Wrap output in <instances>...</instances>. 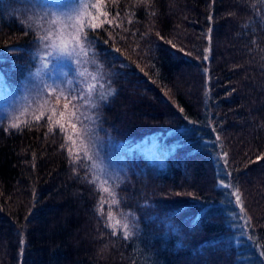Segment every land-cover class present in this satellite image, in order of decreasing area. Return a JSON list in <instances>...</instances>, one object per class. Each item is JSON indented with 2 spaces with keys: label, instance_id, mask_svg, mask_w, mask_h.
Returning <instances> with one entry per match:
<instances>
[{
  "label": "trees",
  "instance_id": "trees-1",
  "mask_svg": "<svg viewBox=\"0 0 264 264\" xmlns=\"http://www.w3.org/2000/svg\"><path fill=\"white\" fill-rule=\"evenodd\" d=\"M89 3L73 94L0 123V264H264V0ZM19 6L0 7L11 92L40 59ZM93 85L95 106L74 100Z\"/></svg>",
  "mask_w": 264,
  "mask_h": 264
},
{
  "label": "rangeland",
  "instance_id": "rangeland-1",
  "mask_svg": "<svg viewBox=\"0 0 264 264\" xmlns=\"http://www.w3.org/2000/svg\"><path fill=\"white\" fill-rule=\"evenodd\" d=\"M76 2L77 0H5L4 2L1 1L0 7L4 6L7 10H15L17 12L22 9L19 4L23 3L27 20L31 17L32 20L28 21L39 25L41 35L52 31L53 37L50 43L59 47L61 41H64L71 47V30L64 28L63 25H53L51 20L54 17L46 13L60 14L70 12L76 6ZM69 4L70 7L68 9ZM57 47L45 49L44 44L40 42L38 65L29 74L27 80L20 85L18 91L11 92L10 89L6 90L0 84V123L4 121V123L17 124L39 113H51L55 110L54 101L58 102L61 98H67H65V93L71 89L70 87L77 80L74 75L70 74L73 66L72 60L78 58L61 55L57 51ZM45 59L48 62L46 68L43 67ZM80 63L81 61L78 62V65ZM81 72H85V77L88 79L94 75L88 60L82 63ZM53 89L55 91H52ZM83 107L87 108L86 104ZM64 115V111H61L60 116ZM61 120H64V117H61ZM109 186L110 184L106 188ZM108 200H112L110 196H108Z\"/></svg>",
  "mask_w": 264,
  "mask_h": 264
},
{
  "label": "snow or ice",
  "instance_id": "snow-or-ice-1",
  "mask_svg": "<svg viewBox=\"0 0 264 264\" xmlns=\"http://www.w3.org/2000/svg\"><path fill=\"white\" fill-rule=\"evenodd\" d=\"M89 9H95L97 13L104 14L102 12V5L89 3L88 0H77L76 6H74L72 10L67 13H60V14L46 13L47 15L54 17L51 20V23L53 25H63L64 28L71 29V35H70L71 47H69L67 43H64V41H61L59 47H57L55 44L50 43V40L53 37L52 31H48L47 34L45 35L35 36L34 39L39 42H42L44 44L45 49H47L48 47H57V51L61 55L66 57L81 58L89 55V52L86 51L90 47V40L87 35V32L90 30H95L102 26L101 24L88 22L89 17L92 20H95L97 18L95 16H91L90 12L88 11ZM28 20H32V18L29 17ZM27 28L30 30L31 24H27ZM49 55H51V53H49ZM205 59H207L206 56ZM47 66H48V62L45 59L43 61V67L46 68ZM79 75L81 77H84L86 76V73L81 72L79 73ZM3 83H4V74H3V70H0V84ZM94 88L95 85L90 86L87 90L81 89L79 93L75 94L74 100L76 101L85 100V103L92 104V106H95L92 100L86 99V96L90 97L94 95V91H93ZM52 91H55V89H53ZM72 94H73L72 91H68L67 93H65V98L67 97V95H72ZM108 95H111V93L109 92ZM100 98L107 99V96H101ZM64 107L65 109H67L69 107V104L66 103ZM181 111H183V109H181ZM41 115H43V113H41ZM75 115L76 113L74 111L73 116ZM36 119L39 120L40 117H37ZM11 127L18 128L20 127V125L13 124L11 125ZM81 136L84 139L88 140V147L89 149H92L94 147V144L92 143V139L89 135V130L87 128L83 129V131L81 132ZM224 156L226 157L227 154L224 153ZM257 159H260V157H258ZM224 187L227 188L229 187V185H224ZM105 191H107V189H105ZM230 195L235 197L236 204L239 205L241 211H243V206L241 203V198L238 189L232 191ZM114 203H116V201H114ZM201 211H203V209ZM109 217H111V213H109ZM121 218L123 220V226H122L123 238L130 239L132 236H134L136 233L139 232V227L134 221L129 219L127 214L122 213ZM199 219L200 217H198L197 220L194 221V223H198ZM117 223H119V221ZM246 223H248V221H246ZM166 226L172 231H176V226L171 222H169ZM117 234L118 233L116 230L112 231V235H117ZM23 243H24L23 240H21V245H23ZM260 255L264 257V250L260 252Z\"/></svg>",
  "mask_w": 264,
  "mask_h": 264
}]
</instances>
